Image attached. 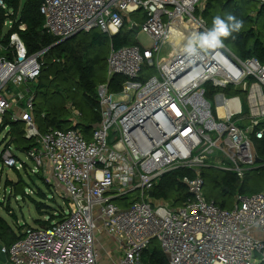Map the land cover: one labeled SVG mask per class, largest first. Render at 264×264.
<instances>
[{
    "label": "built area",
    "instance_id": "obj_1",
    "mask_svg": "<svg viewBox=\"0 0 264 264\" xmlns=\"http://www.w3.org/2000/svg\"><path fill=\"white\" fill-rule=\"evenodd\" d=\"M205 2L40 0L42 29L57 42L93 29L110 38L124 27L134 33L135 45L109 49L88 140L70 105L73 128L40 131L27 84L39 76L41 53L29 56L16 34L11 59L0 47V129L22 126L32 144L24 153L34 166L29 173L68 205L60 220L24 227L18 241L2 246L9 264H145L153 241L166 264H264V190L237 189L232 208L222 209L205 199L202 177L208 161L228 162L213 168L232 173L241 187L245 173L264 167L254 146L264 137V63L224 43L187 54L188 38L209 30L199 14ZM140 32L150 48L137 43ZM8 143L0 164L21 171L19 151ZM178 169L186 170L188 198L179 206L154 198L159 179Z\"/></svg>",
    "mask_w": 264,
    "mask_h": 264
},
{
    "label": "trees",
    "instance_id": "obj_2",
    "mask_svg": "<svg viewBox=\"0 0 264 264\" xmlns=\"http://www.w3.org/2000/svg\"><path fill=\"white\" fill-rule=\"evenodd\" d=\"M0 1L5 6V10L0 8V47L4 50L3 55L11 59L14 54L13 49L9 47V38L13 34L18 36L29 56L41 53L38 59L41 65L39 76L35 82L27 84V88L34 96L33 116L38 128L41 132L49 129L65 131L73 128L66 109V106L70 105L81 115L74 127L80 130L83 137L88 140L93 125L99 120L96 89L106 82L105 63L109 49L135 45L134 33L124 27L118 35L110 38L99 30L93 29L87 33H79L49 49L57 41L45 34L42 29L43 17L39 13L40 0H24L22 4H20L21 0ZM199 14L209 30L213 27V20L217 16L224 19L228 15H233L243 21V27L238 32H232L227 38H222L223 43L240 58H255L264 63V6H259L252 0H206L205 7ZM132 17L136 18L135 15ZM6 22H10V26L4 30ZM20 26L24 29L20 30ZM78 37L79 39L75 41ZM115 82L118 85L122 79H117ZM115 90L118 88L116 87ZM115 90L110 88V91ZM7 125L9 126L8 144L24 154L32 144L22 137L21 125L11 122ZM254 146L257 156L264 161V137L254 142ZM23 169L27 171V165H24ZM252 172L263 175L264 184V167H259ZM15 173L18 174L17 171ZM185 174L186 170L178 169L163 175L154 186V198L179 206L188 198L187 190L181 183V178ZM17 176L16 184L7 180L4 185L13 187L15 190L14 187L21 183L20 175ZM202 177L208 186L204 193L205 199L222 209L232 208L227 198L235 194L237 189L241 194L248 191L243 184L239 188L235 186L237 180L233 174H225L215 168L204 169ZM43 184L49 189L44 182ZM262 190L264 186L262 189H252L250 193H258ZM38 195L44 198L42 194L38 193ZM22 198H29V196L23 191ZM35 208L38 213L42 212L41 203L35 204ZM5 209L8 213L10 212L8 208ZM60 209L58 215L50 216L46 222H38L39 227L60 220L63 212ZM24 227L27 226L24 225L17 234H14L5 220L0 217V241L5 247H9L21 238ZM142 261L145 264H166L165 256L154 241L143 253Z\"/></svg>",
    "mask_w": 264,
    "mask_h": 264
},
{
    "label": "rangeland",
    "instance_id": "obj_3",
    "mask_svg": "<svg viewBox=\"0 0 264 264\" xmlns=\"http://www.w3.org/2000/svg\"><path fill=\"white\" fill-rule=\"evenodd\" d=\"M24 0H21L22 4ZM254 11V10H253ZM143 12H140V18H142ZM136 27L141 30L140 22L135 21ZM10 26V22H6L4 24V30H7ZM79 39L76 38L75 41ZM137 43L143 47V48H150L152 43L151 40L144 34L139 33L137 35ZM147 76H153V71H146ZM243 111L244 113L247 112V108L245 105H243ZM245 125V123H244ZM248 125V122H247ZM7 131H1L0 132V153L2 151L3 145L7 142H9V139L7 138ZM18 159L21 163H24L27 165L29 169H33V164L30 160L27 159L26 155L18 152L16 153ZM215 154H218L215 152ZM217 164L213 161H208V168L216 167ZM220 167H226L230 168L231 165L228 162H224L223 165ZM217 166V168H220ZM215 168V169H217ZM220 170V169H218ZM29 170H21L18 171V174L20 175L21 183L18 186H15L13 190V187L5 186L6 180H9L16 184L18 182V174L13 170H10L8 168H2V165L0 164V204H3L0 206V216L5 220L6 224L9 226V228L12 230L14 234H17L20 229L26 225L30 228H37L39 227L38 222H46L50 216L52 215H58L59 209L61 208L62 211L65 209H68L67 202L61 199H58L57 197H54V200H51L52 195L54 193L49 190L42 182L41 178L37 177V175L28 173ZM222 173L228 174L227 172L221 171ZM232 174V173H230ZM204 179V178H203ZM236 187H239L240 185L238 182L235 184ZM264 186L263 184V175H257L252 171H249L245 173L244 181H243V187L246 188L248 191L245 194H251L252 189H262ZM208 189V186L205 183L204 180V187L203 192L205 193ZM26 192L29 198H22V192ZM38 193L42 194L44 198L40 197ZM233 198L234 194H232L229 198H227V202L229 205L233 206ZM41 203L42 204V212L38 213L35 204ZM10 211L9 213L6 211ZM60 209V210H61ZM58 221V220H55Z\"/></svg>",
    "mask_w": 264,
    "mask_h": 264
},
{
    "label": "clouds",
    "instance_id": "obj_4",
    "mask_svg": "<svg viewBox=\"0 0 264 264\" xmlns=\"http://www.w3.org/2000/svg\"><path fill=\"white\" fill-rule=\"evenodd\" d=\"M243 27V21L233 15L222 19L217 16L213 20V27L206 33H194L186 42V52L190 57L198 55L200 50L223 47V39L238 32Z\"/></svg>",
    "mask_w": 264,
    "mask_h": 264
},
{
    "label": "crops",
    "instance_id": "obj_5",
    "mask_svg": "<svg viewBox=\"0 0 264 264\" xmlns=\"http://www.w3.org/2000/svg\"><path fill=\"white\" fill-rule=\"evenodd\" d=\"M230 49V48H229ZM231 50V49H230ZM232 51V50H231ZM233 52V51H232ZM234 53V52H233ZM235 54V53H234ZM22 127V126H21ZM206 169V168H205ZM13 170V169H11ZM15 172V170H13ZM222 171V170H221ZM203 172V171H202ZM7 181V180H6ZM9 181V180H8ZM1 217V216H0ZM4 244L0 241V249ZM0 264H9L7 257L0 252Z\"/></svg>",
    "mask_w": 264,
    "mask_h": 264
},
{
    "label": "water",
    "instance_id": "obj_6",
    "mask_svg": "<svg viewBox=\"0 0 264 264\" xmlns=\"http://www.w3.org/2000/svg\"><path fill=\"white\" fill-rule=\"evenodd\" d=\"M74 36H75V35H74ZM74 36H72V37H74ZM72 37H70V38H72ZM70 38H67V39H65V40H63V41H60V42L55 43V44L52 45L49 49H51V48H53V47L59 45L60 43L66 41V40H68V39H70ZM257 163H258V162H257ZM149 196L152 197V193H149Z\"/></svg>",
    "mask_w": 264,
    "mask_h": 264
}]
</instances>
